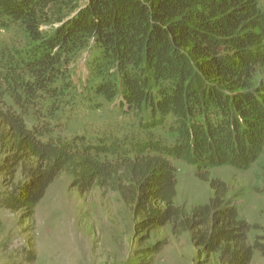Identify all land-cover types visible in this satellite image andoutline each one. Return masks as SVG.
<instances>
[{
    "label": "trees",
    "instance_id": "trees-1",
    "mask_svg": "<svg viewBox=\"0 0 264 264\" xmlns=\"http://www.w3.org/2000/svg\"><path fill=\"white\" fill-rule=\"evenodd\" d=\"M0 24L23 28L29 41L24 59L5 72L0 88L17 94L29 109L45 102L52 122L55 99L70 90L64 87L66 68L74 55L89 53L90 91L116 107L120 101L121 109L126 104L129 113L170 118L169 133L177 130L188 139L186 150L173 157L198 166L195 176L213 191L208 204L184 217L174 203L178 169L172 158L143 153L110 161L0 106V142L6 126L17 153L39 162L9 208L33 213L65 171L81 178V188L125 171L136 185L130 193L118 190L147 214L144 225L180 222L198 247L222 252L231 264H251L256 251L264 256L260 241L247 245L251 225L226 201L228 186L211 180L207 170L214 162L215 133L227 131L246 148L249 132L257 134L248 127L257 124L252 116H264V85H252L264 68L259 0H0Z\"/></svg>",
    "mask_w": 264,
    "mask_h": 264
},
{
    "label": "rangeland",
    "instance_id": "rangeland-1",
    "mask_svg": "<svg viewBox=\"0 0 264 264\" xmlns=\"http://www.w3.org/2000/svg\"><path fill=\"white\" fill-rule=\"evenodd\" d=\"M259 1L264 12V0ZM28 45L23 28L11 25L3 29L0 24V80L24 59ZM89 55H74L66 68L64 87L70 90L55 99L58 110L52 122L46 120L45 102H36V109H29L28 102H17L18 95L5 86L0 88V106L18 111L29 125L49 127L54 137L60 136L74 147L99 152L110 161L143 153L172 158L178 169L175 206L184 217H189L197 207L208 204L213 191L209 183L195 176L198 166L173 157L186 150L188 139L180 138L177 130L169 133L170 118L161 120L146 111L129 113L126 104L121 109L120 101H116V107L115 103L97 98L89 89ZM252 85H264V68ZM252 119L257 124L248 127L257 134L249 132L253 138L246 148L230 138L227 131L215 133V141L210 145L214 162L207 169L211 180L226 183V201L251 225L249 246L256 241L264 244V116L259 119V115H253ZM3 128L6 132L0 142V264H231L222 252L208 253L198 247L191 233L179 226L180 222L144 225L147 214L136 207L131 195L125 199L118 190L130 193L136 185L137 180L125 171L111 180L95 181L92 188H81V178L65 171L49 187L33 213L9 208V200L18 198V190L28 185L29 175L39 162L30 154L17 153L8 128ZM251 264H264V256L256 251Z\"/></svg>",
    "mask_w": 264,
    "mask_h": 264
}]
</instances>
